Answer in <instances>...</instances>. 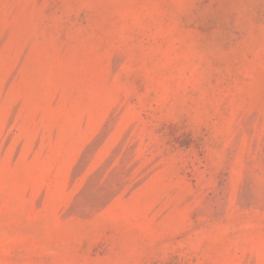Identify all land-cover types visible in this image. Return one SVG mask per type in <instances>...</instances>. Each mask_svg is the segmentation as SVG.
Masks as SVG:
<instances>
[{
	"label": "rangeland",
	"instance_id": "rangeland-1",
	"mask_svg": "<svg viewBox=\"0 0 264 264\" xmlns=\"http://www.w3.org/2000/svg\"><path fill=\"white\" fill-rule=\"evenodd\" d=\"M0 264H264V0H0Z\"/></svg>",
	"mask_w": 264,
	"mask_h": 264
}]
</instances>
